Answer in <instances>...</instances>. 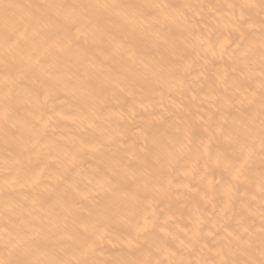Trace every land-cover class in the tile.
Returning a JSON list of instances; mask_svg holds the SVG:
<instances>
[{
	"label": "bare ground",
	"instance_id": "bare-ground-1",
	"mask_svg": "<svg viewBox=\"0 0 264 264\" xmlns=\"http://www.w3.org/2000/svg\"><path fill=\"white\" fill-rule=\"evenodd\" d=\"M262 236V0H0V261L246 264Z\"/></svg>",
	"mask_w": 264,
	"mask_h": 264
},
{
	"label": "snow or ice",
	"instance_id": "snow-or-ice-1",
	"mask_svg": "<svg viewBox=\"0 0 264 264\" xmlns=\"http://www.w3.org/2000/svg\"><path fill=\"white\" fill-rule=\"evenodd\" d=\"M5 7H8V5H5ZM262 7H264V0H262ZM0 264H4V262L0 261ZM246 264H264V236H262L261 259L259 261H248Z\"/></svg>",
	"mask_w": 264,
	"mask_h": 264
}]
</instances>
